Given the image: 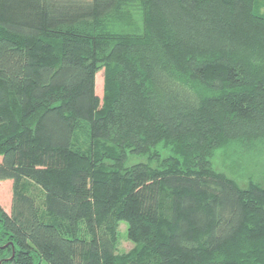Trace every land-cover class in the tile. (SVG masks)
Returning <instances> with one entry per match:
<instances>
[{
    "label": "trees",
    "instance_id": "1",
    "mask_svg": "<svg viewBox=\"0 0 264 264\" xmlns=\"http://www.w3.org/2000/svg\"><path fill=\"white\" fill-rule=\"evenodd\" d=\"M0 156V264H264V0H0Z\"/></svg>",
    "mask_w": 264,
    "mask_h": 264
},
{
    "label": "rangeland",
    "instance_id": "2",
    "mask_svg": "<svg viewBox=\"0 0 264 264\" xmlns=\"http://www.w3.org/2000/svg\"><path fill=\"white\" fill-rule=\"evenodd\" d=\"M104 88L103 70H100L96 75V93L102 98ZM1 160V156H0ZM223 157L217 161L218 164H222ZM13 199V180L6 179L0 180V205L8 212H11ZM126 223L122 222L120 225L121 237L119 242V251L125 252L133 248L134 243L127 238L126 234Z\"/></svg>",
    "mask_w": 264,
    "mask_h": 264
}]
</instances>
